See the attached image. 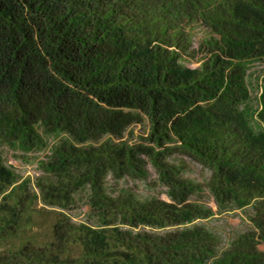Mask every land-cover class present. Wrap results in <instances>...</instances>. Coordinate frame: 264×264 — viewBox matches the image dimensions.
<instances>
[{
	"label": "trees",
	"instance_id": "16d2710c",
	"mask_svg": "<svg viewBox=\"0 0 264 264\" xmlns=\"http://www.w3.org/2000/svg\"><path fill=\"white\" fill-rule=\"evenodd\" d=\"M263 66L264 0H0V264H264ZM9 154L43 155L16 205ZM151 169L171 202L122 186ZM77 194L92 224L12 247L34 200ZM237 212L223 243L207 222Z\"/></svg>",
	"mask_w": 264,
	"mask_h": 264
},
{
	"label": "rangeland",
	"instance_id": "374dc122",
	"mask_svg": "<svg viewBox=\"0 0 264 264\" xmlns=\"http://www.w3.org/2000/svg\"><path fill=\"white\" fill-rule=\"evenodd\" d=\"M194 30V32H193ZM192 30L193 36L195 37V48L198 46V42L201 40V37L204 36L205 31L200 27H195ZM201 59V58H200ZM200 59H188L185 61V64L196 68L201 65ZM261 66V65H259ZM261 67L260 69H263ZM136 135H140L141 129L137 127L134 132ZM43 155H30L28 159H16L11 154L7 156L9 160V165H11L16 172L18 177V183L16 184V189L14 190L13 195L7 200V203L16 205L18 196L25 187V183L27 181H31L32 191L38 193V186L36 184V179L39 174H41V161ZM189 170V173L185 176V179L193 180L195 184L205 185L209 182L212 177V172L206 168H203L199 165H193ZM157 175L154 170L151 169L150 179L148 181H135L128 179L122 183V186L126 189H131L135 193V197L139 202H145L150 198H161L164 201L171 202L166 192V189L162 186H154L151 184V180H156ZM11 190V189H10ZM87 195L77 194L74 197V204L71 205L70 211L63 210L57 206H50L43 200V198H39V200H34L31 203L30 211H32L33 221L30 224H26L20 232V236L18 239L10 240V244L12 247H19L28 244L34 243L37 246L48 247L55 241L54 234V225L66 217V215H72V219L75 223H89V206L86 201ZM4 203V202H0ZM208 205L212 206L214 210H217L213 199L210 200ZM74 209V210H73ZM94 221V220H92ZM215 233L220 235L223 243L227 242L231 237V235L242 234L248 223L246 221L245 215H241L240 212H237L235 215H218L214 220L207 222ZM249 251L254 252H264V245L258 243L249 244L246 247ZM239 264H247L244 262H240Z\"/></svg>",
	"mask_w": 264,
	"mask_h": 264
}]
</instances>
